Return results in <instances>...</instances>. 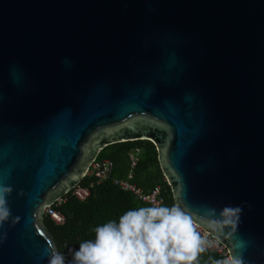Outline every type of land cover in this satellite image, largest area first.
I'll use <instances>...</instances> for the list:
<instances>
[{"label": "water", "instance_id": "obj_1", "mask_svg": "<svg viewBox=\"0 0 264 264\" xmlns=\"http://www.w3.org/2000/svg\"><path fill=\"white\" fill-rule=\"evenodd\" d=\"M133 141L182 217L264 264V0H0V264H63L44 210Z\"/></svg>", "mask_w": 264, "mask_h": 264}, {"label": "trees", "instance_id": "obj_2", "mask_svg": "<svg viewBox=\"0 0 264 264\" xmlns=\"http://www.w3.org/2000/svg\"><path fill=\"white\" fill-rule=\"evenodd\" d=\"M136 150L138 159L132 166ZM104 160L113 165L106 181L97 184L89 176L79 184L89 189L85 201L69 192L53 207L63 215V225L43 217L63 264H223L214 253L201 250L196 239L179 234L175 222L113 184L115 179L126 180L145 193L160 187L163 208L177 212L151 142L110 145L96 161Z\"/></svg>", "mask_w": 264, "mask_h": 264}, {"label": "built area", "instance_id": "obj_3", "mask_svg": "<svg viewBox=\"0 0 264 264\" xmlns=\"http://www.w3.org/2000/svg\"><path fill=\"white\" fill-rule=\"evenodd\" d=\"M138 152L139 151L136 150L134 154L131 155L132 166L135 165L138 159ZM112 168L113 165L109 160L101 162L95 161L87 171L85 177L93 176L96 179L97 184H100L109 178ZM113 184L119 187L122 191L130 192L136 200L150 205L159 214L164 215L171 221L175 222L179 227V234L189 240L196 239V244L201 250L214 253L222 260L223 264H235L226 246L221 241L192 221L182 217L179 213L163 208V200L160 197V187H155L152 191L145 193L141 188L126 180L115 179L113 180ZM71 193L79 201H85V199L89 197V189L83 188L79 185L73 188ZM62 202L63 199H60L44 210V215L49 216L57 225L64 224V217L53 209V207Z\"/></svg>", "mask_w": 264, "mask_h": 264}, {"label": "rangeland", "instance_id": "obj_4", "mask_svg": "<svg viewBox=\"0 0 264 264\" xmlns=\"http://www.w3.org/2000/svg\"><path fill=\"white\" fill-rule=\"evenodd\" d=\"M64 201V200H63Z\"/></svg>", "mask_w": 264, "mask_h": 264}]
</instances>
